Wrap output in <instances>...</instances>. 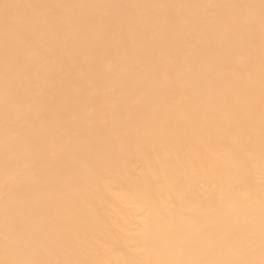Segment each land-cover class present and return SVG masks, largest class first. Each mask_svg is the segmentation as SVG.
Instances as JSON below:
<instances>
[{"label":"bare ground","instance_id":"1","mask_svg":"<svg viewBox=\"0 0 264 264\" xmlns=\"http://www.w3.org/2000/svg\"><path fill=\"white\" fill-rule=\"evenodd\" d=\"M0 264H264V0H0Z\"/></svg>","mask_w":264,"mask_h":264}]
</instances>
